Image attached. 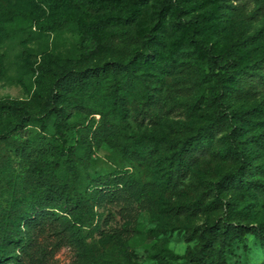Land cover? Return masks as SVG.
Returning <instances> with one entry per match:
<instances>
[{
  "label": "trees",
  "instance_id": "obj_1",
  "mask_svg": "<svg viewBox=\"0 0 264 264\" xmlns=\"http://www.w3.org/2000/svg\"><path fill=\"white\" fill-rule=\"evenodd\" d=\"M39 1L49 6L103 9L91 22L80 17L69 23L95 33L111 26L123 27L117 33L139 43L126 55L88 67L74 61L56 66L45 61L40 67L44 78L41 88L30 102H0V122L7 119L12 125L0 135L1 147L13 149L21 158L36 156L34 165L27 164L36 184L21 179L16 185L19 195L7 205L0 204V264H50L61 248L83 247L85 230L96 221V206L117 197L133 179L123 166L87 175L83 149L89 142L85 131L91 127L79 119L81 113L101 115L102 125L116 127L122 138V155L135 159L138 153V163L150 161L166 190L204 156L235 162L210 185L215 191L240 195L241 200L227 201L215 194L209 206L224 208L225 214L199 228L201 246L191 253L187 264H229L233 242H246L249 235L264 243V218L256 224H244L240 215L255 199L264 200V160L257 156L259 149L264 150V115L258 104L242 108L231 104L233 95L254 93L258 85L264 87V54L261 60L250 61L240 41L226 47L211 41L209 19H183L184 7L176 0L158 1L157 23L141 35L132 33L131 27L152 0ZM113 8L117 10H108ZM20 12L0 4V27L17 21ZM168 14L172 24L183 30L170 46ZM181 53H189L196 64L194 84L199 89L192 108L207 102L210 111L206 120L184 137L131 131L132 119L141 118L143 123L161 117L159 105L166 86L161 74L172 73ZM135 92L140 99L133 106ZM29 125L39 130L37 140L31 142L20 136ZM202 203L199 200L178 207L196 211Z\"/></svg>",
  "mask_w": 264,
  "mask_h": 264
},
{
  "label": "rangeland",
  "instance_id": "obj_2",
  "mask_svg": "<svg viewBox=\"0 0 264 264\" xmlns=\"http://www.w3.org/2000/svg\"><path fill=\"white\" fill-rule=\"evenodd\" d=\"M158 1L152 0L144 7L139 20L131 27L132 33L141 35L156 25ZM176 1L184 7L183 19H209L213 26L208 32L211 41L221 47L240 41L250 61L261 60L264 54V0ZM0 4L21 11V18L6 28L0 27V102L7 99L30 102L41 88L44 78L40 67L45 61L53 66L74 61L88 67L126 55L139 43L119 35L117 32L123 27L111 26L95 33L84 27L71 26L72 19L81 17L91 22L104 12L94 6L58 7L39 0H0ZM108 10L116 11L117 8ZM166 22L170 46L183 30L172 24L170 14ZM161 75L166 81L159 105L161 117L155 122L147 120L143 123L141 118L132 119L131 131H156L174 138L184 137L194 132L210 111L207 102L192 108L194 93L199 89L194 84L196 64L189 53H181L172 73ZM139 99L135 92L132 105L136 106ZM231 104L234 108L258 104L264 115V87L258 85L254 93L233 95ZM78 116L91 127L85 131V139L89 142L83 149L87 175L106 173L123 166L133 179L122 187L124 190L117 197L104 199L96 206V221L85 230L83 247L61 248L50 264H71L76 260L81 264H187L191 253L201 246L199 228H204L206 221H217L225 214L224 208L209 206L215 194L227 201L241 200L240 195L215 191L210 185L223 172L233 168L235 162L213 155L204 156L187 175L181 176L166 190L160 185L157 169L150 167V161L138 163L141 160L138 153L135 159L122 155V138L116 127L102 125L101 115L81 113ZM10 126L7 119L0 122V135ZM37 131L38 128L29 125L20 136L28 142L35 141ZM257 156L260 161L264 160V150L259 149ZM35 160V155L21 158L13 149L0 145L2 206L19 195L16 185L21 179L36 184L35 175L27 169V164L32 165ZM199 200L203 203L196 211L178 207ZM240 215L244 224L262 220L263 198L255 199ZM261 263H264V243L260 238L249 235L246 242H233L229 264Z\"/></svg>",
  "mask_w": 264,
  "mask_h": 264
}]
</instances>
